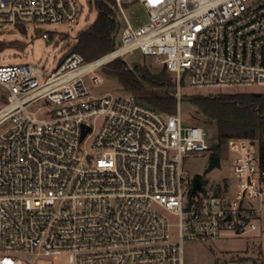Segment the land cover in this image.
Here are the masks:
<instances>
[{
	"label": "built area",
	"instance_id": "2783aa9c",
	"mask_svg": "<svg viewBox=\"0 0 264 264\" xmlns=\"http://www.w3.org/2000/svg\"><path fill=\"white\" fill-rule=\"evenodd\" d=\"M149 21L135 27L125 4ZM115 47L93 59L69 51L40 63L0 65V264H186L187 241L255 232L264 208V148L231 137L233 181L192 193L184 157L211 150L202 125L184 124L134 94H94L97 72L135 51L195 90L264 89V0H115ZM79 0H0V26L76 22ZM42 37L50 40V32ZM36 105L35 108H30ZM100 126L95 136V122ZM83 125L91 130L83 139ZM222 160V157H221ZM179 217L177 236L166 212Z\"/></svg>",
	"mask_w": 264,
	"mask_h": 264
},
{
	"label": "rangeland",
	"instance_id": "374dc122",
	"mask_svg": "<svg viewBox=\"0 0 264 264\" xmlns=\"http://www.w3.org/2000/svg\"><path fill=\"white\" fill-rule=\"evenodd\" d=\"M82 5V12L76 22H63L58 25L53 24H7L0 26V65H11L17 63H40L48 71L55 69L63 57L72 50V46L77 39L78 32L90 26L97 17L98 10L92 6L89 0H79ZM125 12L130 22L139 27L149 21L148 11L139 3H126ZM48 31L52 34L51 39L42 37V33ZM123 62L124 68L129 69L128 64ZM114 60L108 63L97 72L103 77V83L94 85L89 82V86L94 94H134L143 102L147 103L142 96L147 93L170 91L176 95L178 85L175 81V74L167 71L154 56L144 55L141 51H135L128 56L127 62L131 63L137 79L143 85V90H127L118 74L111 71ZM139 69H148L152 74H157L166 70V77H170L175 86L159 87L154 86L147 78L143 77ZM254 91L240 88L202 89L195 90L189 85L187 77H184L181 89L182 99L178 101V109L184 124L202 125L207 133V142L211 146L220 144L222 157L221 168H214L205 172L211 150L190 153L184 157V172L190 180L199 175L205 182L215 184L221 178H228L233 181L231 154L227 151L226 140H220L219 127L216 119L207 116L202 109L188 98L194 95L219 94L221 92H246ZM264 92V89L258 90ZM8 90L0 84V106L7 101ZM177 97V96H176ZM184 98V100H183ZM183 100V101H182ZM39 102L30 108H35ZM149 104V103H147ZM100 121L95 122V131L89 138L91 140L99 126ZM9 124L0 125V134ZM169 221L174 224L172 231L175 236L178 234L177 224L179 217L170 211L166 212ZM259 235L255 232H248L242 235H226L219 240L201 242L187 241L184 245L186 264H264V208L260 212L258 220ZM69 252L64 251L58 256H51L44 260L42 264H70Z\"/></svg>",
	"mask_w": 264,
	"mask_h": 264
},
{
	"label": "trees",
	"instance_id": "16d2710c",
	"mask_svg": "<svg viewBox=\"0 0 264 264\" xmlns=\"http://www.w3.org/2000/svg\"><path fill=\"white\" fill-rule=\"evenodd\" d=\"M89 1L98 10L97 17L89 27L78 32L72 46V50L81 53L88 61L115 47L116 32L120 25L117 10L114 7L115 0ZM50 36H52L51 33ZM116 60L111 66V71L118 74L125 89L143 90V85L137 79L135 72L124 68L120 59ZM165 69L167 70L166 67ZM166 70L152 74L148 69H139L142 76L154 86L164 88L175 86L171 78L166 77ZM142 99L163 112L175 113L178 109L177 97L170 91L147 93L142 96ZM188 99L198 105L207 116L216 119L220 140H226L227 143L231 137H246L258 141L264 148V92L198 94ZM213 153L221 156L220 144L213 146Z\"/></svg>",
	"mask_w": 264,
	"mask_h": 264
},
{
	"label": "water",
	"instance_id": "95a60500",
	"mask_svg": "<svg viewBox=\"0 0 264 264\" xmlns=\"http://www.w3.org/2000/svg\"><path fill=\"white\" fill-rule=\"evenodd\" d=\"M83 126H84V128H83V132L81 135V139H83L84 136L86 135V133L91 130L90 126H88V125H83ZM221 166H222L221 156L217 155V154H212L210 156L209 164H208L205 172H209V171L213 170L214 168H221ZM201 186H202V179L199 175H197L193 178L192 193H195L198 189L201 188ZM258 264H260V263H258Z\"/></svg>",
	"mask_w": 264,
	"mask_h": 264
}]
</instances>
